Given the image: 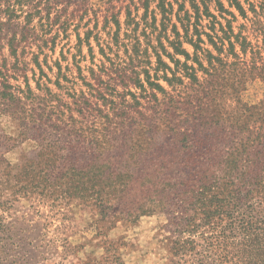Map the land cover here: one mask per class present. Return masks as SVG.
<instances>
[{"label": "trees", "instance_id": "1", "mask_svg": "<svg viewBox=\"0 0 264 264\" xmlns=\"http://www.w3.org/2000/svg\"><path fill=\"white\" fill-rule=\"evenodd\" d=\"M131 1L107 38L78 33L74 67L56 60L52 79L31 26L44 0H0V32L15 27L0 116L32 147L20 165L0 155V205L41 202L62 221L84 207L107 231L157 215L162 264H264V0ZM32 37L38 76L13 66ZM14 224L0 214V264H22L31 236Z\"/></svg>", "mask_w": 264, "mask_h": 264}, {"label": "rangeland", "instance_id": "2", "mask_svg": "<svg viewBox=\"0 0 264 264\" xmlns=\"http://www.w3.org/2000/svg\"><path fill=\"white\" fill-rule=\"evenodd\" d=\"M131 3V0H51L50 2L44 0L39 6L43 18L37 15L31 24L36 28V35H42L48 39V46L39 55L40 62L45 63L47 60L50 65L54 66L56 60H62L64 66L70 63L74 67L72 62L73 54L77 52L75 47L79 43L78 33L83 40L87 31L92 29L94 32L100 31L103 37L107 38L105 31L116 29L115 24L111 22L112 17L108 22L107 16L119 13L122 26L125 27L127 5H130L133 13L136 14V7ZM153 8L154 5L150 8V13ZM143 13L144 9L141 8L139 15L141 16ZM54 20H57L54 26L47 24L48 21L52 23ZM65 22L67 24H61ZM158 22H160V16ZM13 29L12 26H4L3 31L0 32V44L3 46L4 56H9L7 43L12 36ZM91 41L93 45H96L93 38ZM22 43L29 45L26 54L23 56V49L20 48L18 63H15L13 57H9L8 63L11 67L17 65V68H24V62L27 61L29 69H35L38 76L39 68L33 63L34 56L30 51L39 53L36 44L42 43V40L36 41L32 37ZM83 51L87 53L86 45ZM63 53L68 60L63 59ZM44 69L52 79L56 78L57 68L55 66L53 72L45 64ZM11 73L17 75L14 72ZM28 74L30 77L33 76L31 70L28 71ZM21 79L20 81H23V78ZM12 82L18 83L16 80H12ZM32 84L35 85L33 80ZM19 128L17 120L6 115L0 116V155H3L13 165L25 162V159L31 155L32 149L29 142L16 140ZM163 138L158 137V140ZM1 185L3 187L0 188L6 186ZM70 209H73L74 212H68L66 220L62 221L61 216H53L46 205L41 202L23 198L13 204L0 205V214H3L7 221H12L16 225L15 240L31 236L23 249L18 247L16 251L17 255L20 252L19 257L22 264L163 263L166 252L159 240L162 238L160 234L166 233L164 230L160 233V225L165 223L163 217L157 215L143 217L137 225L128 228L119 224L116 228L107 231L103 227V223H98L99 230L95 228L96 224L88 209L75 206H70ZM67 241L73 246L69 252H65L63 246ZM109 246L110 251L107 253L106 248Z\"/></svg>", "mask_w": 264, "mask_h": 264}]
</instances>
